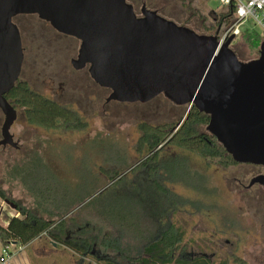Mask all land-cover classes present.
Returning a JSON list of instances; mask_svg holds the SVG:
<instances>
[{"label": "rangeland", "instance_id": "374dc122", "mask_svg": "<svg viewBox=\"0 0 264 264\" xmlns=\"http://www.w3.org/2000/svg\"><path fill=\"white\" fill-rule=\"evenodd\" d=\"M128 1L139 15L145 4L199 34L212 35L217 30L211 12H219L218 0ZM202 17L209 30L202 27ZM15 23L23 45L28 46L23 75L33 88L75 110L87 126L71 130L29 125L16 107L17 118L10 132L20 148L0 146V188L10 202L51 219L52 226L63 221L69 238L88 239L104 256L118 262L126 256H139L142 247L155 237L156 228L149 218L153 198L146 171L153 163L147 160L130 169L141 159L135 148L140 135L137 126L141 122H177L187 107L175 106L161 94L146 103L105 105L108 91L97 86L86 70L72 72L69 61L76 55V40L58 35L35 15H20ZM252 32L260 36L259 30ZM232 44L241 61L258 55L256 50L247 49L240 35ZM3 119L0 110V131ZM158 155L185 160L189 170L201 176L205 190L211 192H195L197 185L192 184V178L189 185L162 181L175 196L172 208L165 205L166 220L184 234L178 256L202 255L210 264H264V189L258 185L242 188L263 169L251 172L246 164L222 167L171 146H165ZM40 165L46 169L38 170ZM22 169L27 171L25 183L16 173ZM35 176L46 183L51 201L29 191ZM46 211L53 214L49 216ZM14 216L21 215L0 199V221L5 223ZM103 236L116 240L118 247H100L98 241ZM17 246L21 247L8 244L9 252L15 255L17 249L23 250L21 257L28 256L30 264H54L56 260L100 264L61 245L53 247L45 236Z\"/></svg>", "mask_w": 264, "mask_h": 264}, {"label": "water", "instance_id": "95a60500", "mask_svg": "<svg viewBox=\"0 0 264 264\" xmlns=\"http://www.w3.org/2000/svg\"><path fill=\"white\" fill-rule=\"evenodd\" d=\"M18 14H36L56 31L79 40L75 69L108 89V101L145 103L162 94L175 105L208 115L206 131L232 160L264 168V41L256 58L241 61L212 35L178 25L145 4L136 14L126 0H0L1 146H15L9 129L17 117L5 93L23 60ZM178 126H175L174 130ZM264 188V173L247 187ZM12 208L15 204L4 200Z\"/></svg>", "mask_w": 264, "mask_h": 264}, {"label": "trees", "instance_id": "16d2710c", "mask_svg": "<svg viewBox=\"0 0 264 264\" xmlns=\"http://www.w3.org/2000/svg\"><path fill=\"white\" fill-rule=\"evenodd\" d=\"M126 1L130 3L128 0ZM211 14L213 15L211 17L213 27H215L216 30L218 26L226 24L228 20L227 18L230 15V10L227 7H223L219 12H216L215 14L211 12ZM12 20L14 22V18H12ZM170 20L180 25L176 20ZM204 20L205 18L202 17V27L209 30V26L205 25ZM240 37L247 49H253L257 52L260 43L264 41L254 32H242ZM232 45L233 44L231 43V48ZM5 97L11 104H14L15 107L18 106L22 108V116L30 125L45 129L63 128L71 130H82L86 127V123L80 119L76 112L65 108L54 100L46 98L40 92L29 87L28 83L24 80H17L14 86L5 93ZM180 119L181 117L178 121ZM208 120L209 117L207 114L198 111L195 106L192 105L188 109L187 114L182 121V125L178 126L175 130V126H148L147 123L143 122L140 126H137L140 135L135 144L136 151L139 153H147L154 149L158 144L167 140V145L184 149L209 162L219 164L222 167L239 164L232 160L231 156L226 153L225 149L216 140L215 136L206 131L205 125L208 124ZM249 167L252 172L260 168V166L256 167L251 165H249ZM44 168L46 169L45 166L40 165L38 170ZM26 172V169L16 171L17 175L24 181V183V175H26ZM117 175L118 174H115L113 176ZM194 176L195 173L176 172L175 180L177 182L182 181L186 185H189V180L192 178V184H194L196 181ZM43 180H46V178H43ZM45 184L39 179V177L35 176L34 184L32 181L30 190H28L33 195L40 197L43 201H51L53 197L47 192L48 189H46ZM0 199L2 201L8 199L4 190L1 188ZM17 211L19 215H21L20 217L14 216L9 218L5 223L0 221V244L2 247H7L10 243L27 245L34 239H37L40 234L45 232V237L50 243L61 245L66 249H70L72 252H77L82 257L87 256L91 260L100 264H171L173 262L188 264L187 260H174L173 258V253L180 248L183 240V232L174 226L164 228L156 239L146 243L142 247L139 256H126L124 257L125 260H123V262H118L117 260L104 256L99 250L93 249V242L86 238H69L63 221H59L52 226L53 221L51 219L38 216L24 207L19 206ZM46 213L49 214V216L53 214L51 211H46ZM98 244H100V247H108L110 249L118 247L116 240L107 236H103L98 241Z\"/></svg>", "mask_w": 264, "mask_h": 264}, {"label": "flooded vegetation", "instance_id": "af4514ba", "mask_svg": "<svg viewBox=\"0 0 264 264\" xmlns=\"http://www.w3.org/2000/svg\"><path fill=\"white\" fill-rule=\"evenodd\" d=\"M224 6H221L219 9H223ZM219 10V11H220ZM225 10V9H224ZM20 15H35L37 16L36 14H18V15H15L13 18H14V23H15V18L20 16ZM139 15V14H138ZM37 18L39 19V21L41 22H44L45 24L49 25L48 22L40 19L38 16ZM13 21V20H12ZM16 24V23H15ZM16 26L18 27L19 29V33H20V28L19 26L16 24ZM50 26V25H49ZM50 28L56 32L58 35L62 36V37H65V38H69L71 40H76L78 42V48H79V40H77L76 38L72 37V36H69V35H66V34H62L58 31H56L55 29H53L51 26ZM20 38H21V45H22V50H23V60H22V64H21V69H20V73H19V76L17 78V80H24L28 83L29 87L33 88L31 85H30V81L27 77H25L23 74H24V68H25V61H26V57H25V54H26V51H27V45H23V40H22V35L20 33ZM25 44V43H24ZM78 48H77V51H76V55L74 58H71L69 63H70V66L72 68V72H76V71H82V70H86L87 73H88V68H87V65H85L84 67L80 68V69H75L73 66H72V63L71 61L73 59H75L77 57V53H78ZM89 75V74H88ZM90 77V76H89ZM91 79V78H90ZM16 80V81H17ZM92 80V79H91ZM93 81V80H92ZM94 82V81H93ZM95 83V82H94ZM15 84V83H14ZM96 84V83H95ZM97 85V84H96ZM99 86V85H97ZM100 87V86H99ZM100 88H103V89H106L104 87H100ZM34 90L40 92L43 96H45L46 98H49L51 100H54L55 102L59 103L56 99L54 98H51V97H48L46 96L45 94H43L41 91L33 88ZM108 91V95H109V90L106 89ZM107 95V97H108ZM160 95V94H159ZM162 95V94H161ZM158 96V95H157ZM106 97V98H107ZM106 98L104 100V103L105 105L110 103V102H116V103H121V104H126V103H123V102H117V101H108L106 102ZM155 98V97H154ZM153 98V99H154ZM169 101V100H168ZM9 102V101H8ZM149 102V101H148ZM10 103V102H9ZM138 103V102H136ZM146 103V102H145ZM11 104V103H10ZM60 105L64 106L65 108L69 109V110H72L73 112H76L75 110L73 109H70L69 107L59 103ZM173 104V103H172ZM14 109L16 110V107L19 108L21 110V115H22V108L21 107H18V106H14V104H11ZM175 105V104H173ZM175 106H180V105H175ZM17 112V110H16ZM77 113V112H76ZM77 115L80 117V119H83L82 116H80L78 113ZM17 118V117H16ZM24 118V117H23ZM182 119V118H181ZM180 119V120H181ZM16 120V119H15ZM179 120V121H180ZM178 122H174V123H157V124H152V123H149V122H145L148 124V126H181L182 125V122L179 123ZM85 122V121H84ZM14 123V122H13ZM86 123V122H85ZM143 122L139 123L138 126H140ZM29 124V123H28ZM30 125V124H29ZM12 126V125H11ZM86 126H87V123H86ZM197 126H203V125H197ZM207 126V125H205ZM11 128V127H10ZM1 132V131H0ZM9 132H10V129H9ZM1 134V133H0ZM10 134L12 135V139H13V142L16 143V145L13 147V146H10L14 149H19L20 148V144H19V141L16 140L14 138V134L10 132ZM1 137V135H0ZM1 139V138H0ZM167 140H165L163 143H160L158 144L154 149L150 150L149 152L147 153H139V156L141 157V159L136 163L134 164L133 166H131L130 169H135L137 168V166L141 165L142 163H144L145 161L147 160H151V166L148 167V170H146L148 172V175L147 177H149L148 181H150V183L152 184L148 189L150 190V193L152 195V198H153V201H152V207L150 209V213H149V218L150 220L152 221L153 223V227L156 228V233H155V237H153V239L151 241H153L154 239H156L159 234L161 233V231L164 229V228H167V227H170V226H174V227H177L179 228L181 231L182 229L178 226H176L172 221L170 220H166V209H165V205H167L168 207L172 208L171 207V204L174 205V202H175V196L173 194V192L169 191L168 189H166L163 185H162V181L164 180H167L169 182H175L177 183V181L175 180V173L178 172V173H192L189 168H188V165L186 163L185 160L181 159V158H174V157H167V158H163L161 157V155H158L165 146H171V147H175V146H172V145H167ZM1 146V145H0ZM6 146H9V145H6ZM5 147V146H3ZM178 148V147H176ZM181 149V148H179ZM184 150V149H182ZM186 151V150H185ZM138 152V151H137ZM189 152V151H187ZM191 153V152H190ZM202 158V157H201ZM204 159V158H202ZM246 165H251V164H246ZM251 166H255V165H251ZM257 167V166H256ZM260 170L263 169V172H257L256 175L260 174V173H264V168L260 167L259 168ZM252 172V171H251ZM256 172V170L254 171ZM194 174V173H193ZM255 176V175H254ZM194 179H196V181L194 182V184H196L197 186L193 188V190L197 193H200V192H204L203 194H208V193H211L210 191H206L205 187H203V181H202V178L200 175H196L194 176ZM199 181H198V180ZM180 182V181H178ZM249 182V181H248ZM254 185H258V184H254ZM254 185H252L251 187H247V185L243 186L242 188L245 189V190H248L250 188H252ZM260 186V185H258ZM261 187V186H260ZM263 188V187H262ZM264 189V188H263ZM206 191V192H205ZM5 203V202H4ZM13 203V202H11ZM15 204V208H13L16 212L17 211V208L19 207L18 204L16 203H13ZM22 207V206H20ZM172 213H173V209L171 210ZM168 219V217H167ZM164 220V221H163ZM126 222V221H125ZM183 232V231H182ZM184 235V234H183ZM42 236V235H41ZM149 241V242H151ZM228 242V241H227ZM148 243V242H147ZM142 251V250H141ZM173 258L174 260H187L188 264H210V261L205 257V256H197V257H187L186 259L184 258H181L178 256V250L175 251L173 253ZM201 261H204V262H201ZM241 263H243L241 261ZM171 264H180V263H176V262H173Z\"/></svg>", "mask_w": 264, "mask_h": 264}, {"label": "built area", "instance_id": "2783aa9c", "mask_svg": "<svg viewBox=\"0 0 264 264\" xmlns=\"http://www.w3.org/2000/svg\"><path fill=\"white\" fill-rule=\"evenodd\" d=\"M221 6L230 10L226 24L220 25L217 40L222 44L228 37L234 39L242 32L259 30L264 40V0H218ZM41 235H45L43 232ZM7 247H2L0 264H12Z\"/></svg>", "mask_w": 264, "mask_h": 264}, {"label": "crops", "instance_id": "0c3cea01", "mask_svg": "<svg viewBox=\"0 0 264 264\" xmlns=\"http://www.w3.org/2000/svg\"><path fill=\"white\" fill-rule=\"evenodd\" d=\"M43 237L45 236V235H42ZM38 237V238H43V237ZM38 238L37 239H34V240H38ZM47 241H48V243L50 244V245H52L53 247H56L57 245L55 244V243H50L49 242V240L47 239ZM10 245L11 246H14L15 248L17 247V248H19V247H21V246H17L16 244H14V243H10ZM7 249H8V252H9V247H8V245H7ZM1 250H2V245L0 244V253H1ZM38 250V249H37ZM17 254H15V255H13L12 253H10L9 252V254H10V258H11V262H12V264H30V258H28V256L27 257H21V253H22V251L23 250H19V249H17ZM51 251H53L52 249H51ZM15 259H17V260H15ZM76 262V261H75ZM75 262H73V264L75 263ZM54 264H65L63 261H55L54 262Z\"/></svg>", "mask_w": 264, "mask_h": 264}]
</instances>
